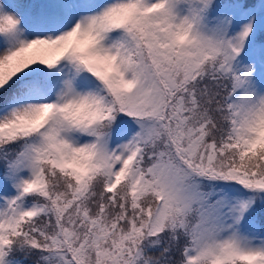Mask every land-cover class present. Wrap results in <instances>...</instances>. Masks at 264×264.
<instances>
[{
	"label": "snow or ice",
	"instance_id": "1",
	"mask_svg": "<svg viewBox=\"0 0 264 264\" xmlns=\"http://www.w3.org/2000/svg\"><path fill=\"white\" fill-rule=\"evenodd\" d=\"M0 264H264V0H0Z\"/></svg>",
	"mask_w": 264,
	"mask_h": 264
}]
</instances>
